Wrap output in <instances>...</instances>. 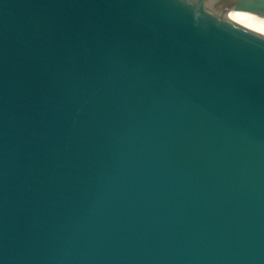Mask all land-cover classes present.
<instances>
[{"label": "water", "instance_id": "water-1", "mask_svg": "<svg viewBox=\"0 0 264 264\" xmlns=\"http://www.w3.org/2000/svg\"><path fill=\"white\" fill-rule=\"evenodd\" d=\"M0 264H264V0H0Z\"/></svg>", "mask_w": 264, "mask_h": 264}, {"label": "bare ground", "instance_id": "bare-ground-1", "mask_svg": "<svg viewBox=\"0 0 264 264\" xmlns=\"http://www.w3.org/2000/svg\"><path fill=\"white\" fill-rule=\"evenodd\" d=\"M246 1H250V2L256 3V1H260V0H246Z\"/></svg>", "mask_w": 264, "mask_h": 264}]
</instances>
